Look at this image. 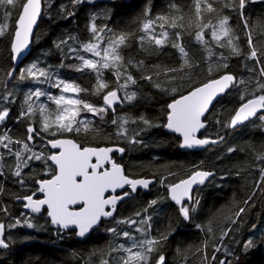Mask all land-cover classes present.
Listing matches in <instances>:
<instances>
[{
	"label": "trees",
	"instance_id": "16d2710c",
	"mask_svg": "<svg viewBox=\"0 0 264 264\" xmlns=\"http://www.w3.org/2000/svg\"><path fill=\"white\" fill-rule=\"evenodd\" d=\"M229 2L231 0H216L213 7L217 9V12L202 13V17L198 21L193 8V0H81L78 4H74L73 0H43V15L33 36L31 52L16 67L15 74L11 79L7 76V72L14 68V63L10 56L9 42L7 37L0 38V96H3L6 91L13 93L9 102L5 103L0 100V107L10 109L8 120L0 124V134L7 132L13 140H24L26 136L24 123L17 122V115L25 106L24 97L29 88L34 90L35 87H41L42 90L55 95L54 87L19 79L20 70L33 62L38 61L41 68L55 69L59 73V78L79 85L81 89H88L87 93L81 92L77 98L96 107L102 106L103 102L100 97L92 94V86L95 84L94 77L90 74L59 68L63 53L55 47V43L67 35H75L81 44L90 42L92 38L86 31V25L89 24V17L92 14L97 16L98 27L107 24L117 33L124 32L133 37L134 34H138V25H133L132 21L139 17L146 7L150 6L153 17L167 16L168 20L165 25L169 36L176 30L181 31L183 46L189 53V63L194 66L191 68L185 66L181 71L179 69L183 61L172 47L158 48L147 40L143 42L144 47H140L139 41L130 38L126 42V46H121L120 55L124 58L126 65L129 60L132 61V65H135H129L127 73L137 80L136 85H129V91L137 92L136 99L131 103L116 106L115 115L109 111L103 121L97 120L98 118L92 115V119L89 118L91 123L86 130L85 127H81L79 132L74 130L60 133L56 138L70 137L81 146L119 144L124 147L126 142L116 135L120 131L119 127L110 123L113 118H116L118 123L121 118H126L129 123L125 127L131 136L141 127L139 122L132 124V120L144 116L154 123H163L167 104L173 97L186 93L190 88H194L208 79L218 77L224 71L231 72L246 81L255 79L247 71L254 67L253 62L244 59L248 52V46L243 25L236 13L224 8V4ZM170 4H176L179 11L169 10ZM62 9L75 12V17L64 18ZM222 15L231 17L229 27L234 36L239 37L238 40H233V44L240 49L241 55H234L226 42L224 47L217 45L211 39L209 30H205L203 38L208 42L207 48L212 52L209 58V52L205 45L195 38V33L198 30L196 25L216 24ZM244 15L249 18L250 24H255L253 35L258 38L254 39V44L258 49L264 48V35H258L264 33V0H250L244 9ZM171 22H175L177 25L182 24L183 27L172 29L169 26ZM12 23L13 21H9L10 26ZM159 31L160 29L157 27L156 32ZM70 43L72 42L70 41ZM72 46L76 47L77 45L73 43ZM81 55H85V58L91 57V54L83 52ZM141 61L143 68L139 67ZM65 63L78 64L74 59L65 60ZM217 63H227L229 67L228 69L221 68L219 72L214 70L209 74L207 69L209 67L215 69ZM168 68H176L178 71L165 75ZM157 72L159 75H156ZM141 74L153 75V81H142ZM173 75L176 77L175 81L172 79ZM103 78L109 83L107 90H111L115 86L112 71L106 70ZM189 80H191L190 84ZM120 82L123 83V79ZM154 84H160L161 88L165 89L175 87L178 91L176 93L161 92L160 89L153 86ZM248 90L251 91V87ZM238 95L239 93L235 90L227 92L215 103L207 115L208 120L212 123L203 136H210L212 139L222 136V142L209 144L202 150L186 151L179 147L180 139L178 137L166 132L164 128H152L142 134L143 144L129 145L119 161L132 177L152 178L155 176L160 178L168 176L170 171L183 177L184 174L193 170V166L200 165L204 170H216V176L211 178L207 185L196 191L200 198V205L195 213L194 222L209 225L212 229L211 233H208L207 230H197L179 220L177 206L170 200H165L162 204L149 208L148 202L151 198L166 195L164 188L158 183L151 192L141 191L138 196L128 199L119 206L117 218L134 217L136 212L143 213L147 208L148 214L152 216V235H156V230L159 229L161 232H172L162 249L168 264H204L203 256L196 251L197 248H201L207 254L209 258L207 264H218L219 259L223 258V253H214V247L220 246L218 238L221 235V229L227 226V218L232 216L238 207L244 206L243 201L253 191L256 192V195L246 207V213L242 214V225L238 238L241 242L252 238L257 247L247 255H242L239 247L234 245L233 247L240 259V264H264V182L259 181V168L264 167V162L256 158L259 155H264V120L257 116L233 130L230 127H224L223 125L233 114V109L238 107ZM40 100L47 103L50 113L55 112V105L52 102L46 101L44 97H41ZM33 103L34 105L37 103L34 97ZM216 118L221 120V125L215 124ZM39 119V114L33 117L36 122ZM37 145H40L39 141H37ZM229 148H236L237 151L229 153ZM33 150L39 151L40 147ZM43 150L49 154L48 147ZM14 166V157L9 156L6 150L0 147V167H3L5 171V176L0 177V183L5 186L7 192V195L0 199L7 205L9 211L8 216L0 214V220L6 224H11L16 219L21 221L17 227L9 229L5 233L10 247L0 249V264H81V261H86L87 264H100L102 259L107 258V245L116 242L110 234L103 231V228L108 226V222L96 229L85 240L77 239L73 232L64 233L63 239H58V229L50 226L45 213L41 215L29 214L24 210V204L15 199L17 196L23 197L35 191L36 180L48 178L43 175V166L39 162H33L31 170H25L24 186L17 184L9 174V170L14 169ZM167 182L170 183L172 180L169 179ZM258 183L260 187H255ZM258 219L259 221H257ZM25 221L34 224L35 227H28ZM169 225L171 228L167 227ZM253 225H255L254 230ZM120 227L132 231L127 225ZM119 242L128 246L127 241ZM224 243L230 244L231 242L225 238ZM177 249L180 250L179 253ZM94 252L96 255H93ZM74 253L76 255H73ZM214 254L217 257L216 262L211 260ZM233 264H235L234 261Z\"/></svg>",
	"mask_w": 264,
	"mask_h": 264
},
{
	"label": "snow or ice",
	"instance_id": "6c2138e0",
	"mask_svg": "<svg viewBox=\"0 0 264 264\" xmlns=\"http://www.w3.org/2000/svg\"><path fill=\"white\" fill-rule=\"evenodd\" d=\"M73 2L78 4L81 0H73ZM215 2L216 0H193L196 19L199 21L202 13L217 12V9L213 7ZM249 2L250 0H231L224 4V8L236 13L243 25L248 46V52L244 59L253 62L254 67L247 71L255 79L246 81L231 72L224 71L217 78L208 79L199 86L190 88L186 94H181L178 98L173 97L167 104L163 123H154L144 116L132 120V124L139 122L141 127L131 136L125 127L129 121L126 118H121L118 123V120L113 118L110 123L119 127L120 131L116 135L126 142L124 147L119 144H114L111 147H87L81 146L71 139L56 137L60 133L81 130L79 126L73 128L77 118L81 115V110L103 120L109 111L115 115L116 106L131 103L136 99L137 92L129 91V85H136L137 80L127 73V67L132 65V61L129 60L126 65L124 58L120 55L121 46H126V42L130 38L139 41L140 47H144L145 40L158 48L172 47L183 61L179 69L181 71L185 66L189 68L194 66L189 63L190 57L183 46L181 31L176 30L169 36L165 25L168 20L167 16L153 17L151 7H146L141 15L132 21L133 25H138V34L130 37L124 32L117 33L107 24L98 27L97 16L92 14L89 17V24L86 25V31L92 38L90 42L81 44L75 35H67L55 43V47L63 53L59 68L90 74L94 77L95 84L92 86V94L100 97L103 102L101 107L65 95L64 93H72L78 97L81 92L87 93L88 89H81L79 85L59 78V73L55 69L41 68L38 61L22 68L19 79L31 80L37 84H47L49 87L59 89L62 94L53 96L50 92L42 90L41 87H35L34 90L29 88L24 97L25 106L17 115V122L24 123L26 133L24 140H13L7 132L0 134V147L15 159L14 169H10L9 174L17 184L25 185V170H31L33 162H39L44 168L43 175L48 177L36 180L35 191H32L31 194L23 197L17 196L15 199L26 201L23 207L30 209L33 214L45 213L48 222L57 226L58 239H63L64 233L73 228L76 229L75 235L83 239L108 222V226L104 227L103 231L110 234L116 242L107 245V258L102 259L100 264H168L162 249L172 232L156 230V235H152V216L148 214L147 208L143 213L136 212L134 217L117 218V208L121 201L136 195L138 190H149L153 184L161 185L166 195L151 199L148 202L149 208H154L165 200H170L177 206L179 220L197 230H207L211 233L212 229L209 225L194 222L195 213L200 205V198L195 193V189L204 185L206 181H210V178H214L216 170H204L200 165L193 166V170L184 174L183 177L170 171L168 176L160 178L153 176L152 178L133 179L125 173L123 165L115 162L112 154L125 153L129 145H142V134L152 128H164L179 134V147L184 149H197L222 142V136L212 139L210 136H199L198 133L211 126L212 122L208 120L207 114L210 112L213 101L218 96L233 90L239 93V104L233 109V114L223 125L224 127L242 125L257 117L258 114H260L258 118L264 120V82H262L264 81V48L258 49L254 44V39L258 38L253 35L255 24H250L249 18L244 15V9ZM43 9L42 0H0V38L7 37L13 62L20 60L29 49L34 27ZM171 9L179 11L176 4H170L169 10ZM62 13L64 18L75 17V12L62 9ZM230 19V16L222 15L216 24L196 25L198 30L195 33V38L205 45L209 52V58L212 52L207 48L208 42L203 38L205 30H209L211 39L217 45L224 47L226 42L234 55H241L240 49L233 44V40H238L239 37H235L229 27ZM9 21H13L11 26ZM169 26L172 29L183 27L182 24L177 25L175 22H171ZM157 27L160 29L159 32H156ZM258 35H264V33ZM73 43H76L77 46L73 47ZM81 52L91 54V57L85 58ZM73 59L78 64L65 63V60ZM139 67L143 68L142 61L139 62ZM228 67L227 63H217L215 69L209 67L207 70L211 74L214 70L219 72L221 68L228 69ZM106 70L112 71L115 78V86L111 90H107L109 83L103 78ZM177 71L176 68H168L164 74L168 75ZM14 74L15 68L9 69L7 72L9 79L13 78ZM156 75H159V72ZM121 79H123V83L120 82ZM140 79L152 82L153 75L141 74ZM172 79L175 81L176 77L173 75ZM188 83L190 84L191 80ZM153 86L165 93L178 91L175 87L165 89L161 88L160 84ZM249 87H251V91L248 90ZM10 97H13V93L6 91L3 96H0V100L7 103ZM33 97L37 102L35 105ZM41 97L55 105L54 113L49 112L47 103L41 101ZM9 113V108L0 107V122L8 118ZM37 114L40 116L38 122L33 120ZM80 123L84 124L86 130L87 123H91V121L85 123L84 120H81ZM215 124L221 125V120L216 118ZM37 141L40 142V145H37ZM36 147H40V150L34 151L33 149ZM45 147L58 151L46 154L43 150ZM235 151H237L236 148L228 149L229 153ZM256 158L264 162V155H259ZM259 174V181L264 182V167L259 168ZM4 176V168L0 167V177ZM169 179L172 182H167ZM255 187H260V184L258 183ZM118 189L121 192L116 194ZM37 194H41L43 198H34ZM5 195H7L5 186L0 183V197ZM255 195L256 192L253 191L243 201L244 206L238 207L233 215L227 218V226L221 229V235L218 238L220 246L214 247V253H223V258L219 259L218 264H233V261L235 264H240L233 245L240 248L242 255H247L257 247L252 238L243 242L238 238L242 225V214L246 213V207L249 206V202ZM0 214L9 215L8 207L2 199H0ZM20 223V219H16L11 224L0 220V249L10 247L5 233ZM25 223L30 228L35 227L30 222L25 221ZM122 225L129 226L132 231L124 230L120 227ZM169 227L171 228V225ZM252 227L254 230L255 225ZM225 238L231 243L225 244ZM121 240L127 241L128 246L120 243ZM196 251L201 253L204 264H207L209 259L207 254L201 248H197ZM177 252L179 253L180 250L177 249ZM93 255L96 253L94 252ZM77 258L79 259V257ZM211 260L217 261L215 254ZM81 264H87V262L81 261Z\"/></svg>",
	"mask_w": 264,
	"mask_h": 264
},
{
	"label": "water",
	"instance_id": "95a60500",
	"mask_svg": "<svg viewBox=\"0 0 264 264\" xmlns=\"http://www.w3.org/2000/svg\"><path fill=\"white\" fill-rule=\"evenodd\" d=\"M42 3H43V0H42ZM42 15H43V11H42V14H41V16H40V18L38 19V21H37V24H36V26L34 27V30H33V36H34V33H35V31H36V29H37V27H38V25H39V22H40V20H41V18H42ZM32 40H33V37H32ZM31 49H32V42H31V44H30V47H29V49L23 54V56L21 57V59L20 60H17V61H15V62H13L14 63V68L16 69V67H17V65L20 63V62H22L28 55H29V53L31 52ZM217 78V77H216ZM199 86V85H198ZM197 87V86H196ZM187 93V92H186ZM186 93H184V94H186ZM226 95V93L225 94H223V95H221V96H218L214 101H213V104H212V106L210 107V110L212 109V107L215 105V103L219 100V99H221L223 96H225ZM178 98V97H177ZM208 115V114H207ZM259 115V114H258ZM255 118V117H254ZM254 118H252V119H254ZM252 119H250V120H252ZM249 120V121H250ZM5 121V120H4ZM4 121H2V122H0V123H3ZM248 122V121H247ZM247 122H245V123H247ZM244 123V124H245ZM244 124H242V125H244ZM239 126H241V125H238V126H236V127H230V129L231 130H233V129H235V128H237V127H239ZM166 132H168V133H170V134H173V135H175L176 137H178L179 139H180V135L179 134H177V133H173V132H171V131H168V130H166V129H164ZM205 130H201V133H198V135L199 136H201V134L204 132ZM60 139H71V140H74L76 143H78L75 139H73V138H70V137H62V138H60ZM79 144V143H78ZM208 145H206V146H202V147H200V148H197V149H191V150H202V149H205L206 147H207ZM87 147H99V146H87ZM100 147H111V146H100ZM52 150H55V151H58V150H56V149H52ZM184 150H187V151H189V149H184ZM120 154V153H119ZM122 165V164H121ZM211 179V178H210ZM208 181H206L205 182V184L207 183ZM204 184V185H205ZM121 192V190H117V193L116 194H118V193H120ZM38 196H41V198H43V196L41 195V194H37V196L36 197H34V198H37ZM129 198H127V199H125V200H123V201H121L119 204H121V203H123V202H125V201H127ZM18 202H22V203H26V201H24V200H17ZM172 203H174V202H172ZM118 204V205H119ZM24 208V207H23ZM24 210H26L27 212H29V213H31V210L30 209H25L24 208ZM32 215H40V214H42V213H40V214H33V213H31ZM47 217V216H46ZM50 226L52 227V228H57V226H55V225H51L50 224ZM70 230H74V231H76V229L75 228H73V229H70ZM88 237V236H87ZM87 237H85V238H83V239H81V238H78L77 237V239H79V240H84V239H86Z\"/></svg>",
	"mask_w": 264,
	"mask_h": 264
},
{
	"label": "flooded vegetation",
	"instance_id": "af4514ba",
	"mask_svg": "<svg viewBox=\"0 0 264 264\" xmlns=\"http://www.w3.org/2000/svg\"><path fill=\"white\" fill-rule=\"evenodd\" d=\"M259 116V115H258ZM9 118V117H8ZM8 118H6L5 119V121L3 122V123H5L7 120H8ZM257 118V117H256ZM3 123H0V124H3ZM101 146H105V145H101ZM111 146V145H110ZM100 147V146H99ZM48 152H49V154H51L52 152H55V150H52L50 147H48ZM122 156H123V154H119V153H113L112 154V158L115 160V162L116 163H118V164H122L121 162H119L121 159H122ZM125 168V167H124ZM125 173L127 174V175H129L128 173H127V171H126V169H125ZM130 176V175H129ZM130 178H149V177H146V176H137V177H132V176H130ZM208 183V182H207ZM207 183L205 184V185H207ZM205 185H203V186H199L197 189H195V193H196V191L199 189V188H201V187H204ZM155 186H157L156 184H153V185H151L150 186V189L149 190H138V192H137V194L136 195H134V196H132V197H130V198H133V197H136V196H138L139 194H140V192L141 191H144V192H151L152 190H154V187ZM119 194V193H118ZM37 198H41V196H38ZM129 198V199H130ZM122 204V203H121ZM121 204H119L118 205V208H119V206L121 205ZM118 208H117V210H118ZM68 232H73L74 234H75V231L74 230H68L67 232H65L66 234H68ZM85 240V239H84Z\"/></svg>",
	"mask_w": 264,
	"mask_h": 264
},
{
	"label": "rangeland",
	"instance_id": "374dc122",
	"mask_svg": "<svg viewBox=\"0 0 264 264\" xmlns=\"http://www.w3.org/2000/svg\"><path fill=\"white\" fill-rule=\"evenodd\" d=\"M88 58V57H87ZM90 58V57H89ZM66 82H68L67 80H65ZM62 93H61V91L59 90V89H57V88H55V95L54 94H51V95H53V96H59V95H61ZM65 95H67V96H69V97H71V98H77V96H75L74 94H72V93H64ZM87 103V102H86ZM93 114H90V113H86V112H84L83 110H81V115H80V117H78L77 118V122L73 125V127H77V126H79L80 128L81 127H84V124H81L80 123V121L81 120H84L85 121V123H87L88 121H91V116H92ZM89 118H91V119H89ZM97 120H99V121H103V120H101V119H97ZM87 126H89V123H87Z\"/></svg>",
	"mask_w": 264,
	"mask_h": 264
},
{
	"label": "bare ground",
	"instance_id": "6f19581e",
	"mask_svg": "<svg viewBox=\"0 0 264 264\" xmlns=\"http://www.w3.org/2000/svg\"><path fill=\"white\" fill-rule=\"evenodd\" d=\"M20 63H21V62H20ZM20 63H19V64H20ZM19 64H18V65H19ZM18 65H17V66H18ZM183 149H184V148H183ZM186 151H187V150H186ZM255 166H256V165H255ZM220 169H222V168H220ZM257 169H258V168H257ZM223 172H224V171H223ZM133 179H138V178H133ZM202 186H203V185H202ZM153 193H154V192H153ZM155 196H156V195H155ZM155 196H154V197H155ZM151 199H152V198H151ZM263 202H264V201H263ZM139 205H140V204H139ZM136 206H137V205H136ZM144 206H145V205H144ZM140 207H141V206H140ZM142 207H143V206H142ZM261 207H262V206H261ZM255 208H256V207H255ZM143 209H144V208H143ZM149 210H150V209H149ZM158 210H159V209H158ZM156 211H157V210H156ZM148 212H149V211H148ZM164 213H165V212H164ZM256 214H257V213H256ZM155 215H156V214H155ZM258 216H259V215H258ZM258 216H257V217H258ZM156 217H157V215H156ZM161 217H162V216H161ZM163 218H164V217H163ZM262 219H263V218H262ZM158 221H159V220H158ZM160 221H161V220H160ZM257 221H259V219H258ZM257 221H256V222H257ZM260 223H261V222H260ZM171 224H172V223H171ZM155 225H156V223H155ZM173 226H175V225H173ZM256 226H257V225H256ZM263 226H264V225H263ZM167 227H169V226H167ZM173 228H174V227H173ZM159 230H160V229H159ZM165 230H166V229H165ZM186 230H187V229H186ZM260 230H261V229H260ZM181 231H182V230H181ZM187 231H188V230H187ZM189 231H190V230H189ZM160 232H161V231H160ZM164 232H165V231H164ZM259 232H260V231H259ZM208 233H209V232H208ZM247 233H248V232H247ZM206 234H207V233H206ZM260 234H261V233H260ZM64 235H65V234H64ZM247 235H248V234H247ZM76 237H77V236H76ZM207 237H208V236H207ZM255 238H256V237H255ZM173 239H174V237H173ZM175 239H176V238H175ZM177 239H178V238H177ZM180 242H181V241H180ZM261 242H262V241H261ZM259 244H260V242H259ZM177 247H178V246H177ZM98 253H99V252H98ZM238 254H239V253H238ZM240 255H241V254H240ZM175 256H176V255H175ZM169 259H170V258H169ZM175 260H176V258H175ZM175 262H176V261H175ZM177 263H178V262H177Z\"/></svg>",
	"mask_w": 264,
	"mask_h": 264
}]
</instances>
